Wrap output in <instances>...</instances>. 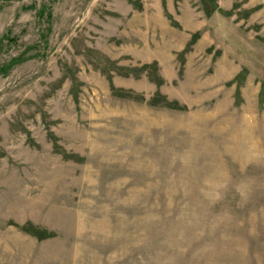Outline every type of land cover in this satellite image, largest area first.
Masks as SVG:
<instances>
[{
    "label": "rangeland",
    "instance_id": "1",
    "mask_svg": "<svg viewBox=\"0 0 264 264\" xmlns=\"http://www.w3.org/2000/svg\"><path fill=\"white\" fill-rule=\"evenodd\" d=\"M0 264H264V0H0Z\"/></svg>",
    "mask_w": 264,
    "mask_h": 264
}]
</instances>
